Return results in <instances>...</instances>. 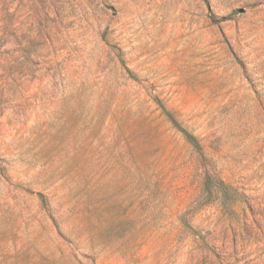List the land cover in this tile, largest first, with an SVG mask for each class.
<instances>
[{
  "label": "rangeland",
  "instance_id": "1",
  "mask_svg": "<svg viewBox=\"0 0 264 264\" xmlns=\"http://www.w3.org/2000/svg\"><path fill=\"white\" fill-rule=\"evenodd\" d=\"M0 264H264V0H0Z\"/></svg>",
  "mask_w": 264,
  "mask_h": 264
}]
</instances>
